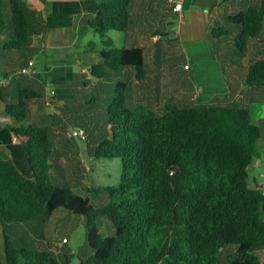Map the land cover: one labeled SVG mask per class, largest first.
<instances>
[{
  "label": "trees",
  "instance_id": "1",
  "mask_svg": "<svg viewBox=\"0 0 264 264\" xmlns=\"http://www.w3.org/2000/svg\"><path fill=\"white\" fill-rule=\"evenodd\" d=\"M94 1L98 10L86 30L103 39L109 31L130 29L132 0ZM228 20L239 27L233 42L247 68L245 85L264 90V0ZM76 21L72 14L48 12L41 33L40 20L24 2L0 0L1 49L24 54L32 38L39 48L46 31L75 30ZM82 30L74 38L83 37ZM230 34L217 26L210 37ZM103 44L90 51L75 45L79 69L73 80L75 98L90 90L104 114L87 101L83 114L75 112V102L45 105L46 71L21 76L14 93L0 85V114L27 146L32 172L25 176L10 158H0V264H72L65 237L62 245L63 238L53 243L38 236L37 243L20 246L5 233L13 224L43 225L60 209L84 220L91 254L78 256V264H263L264 192L251 184L259 183L248 168L264 149V120L237 104L146 99L143 82L141 99L133 100L132 80L147 74L145 48L117 47L109 37ZM85 67L91 78L81 71ZM11 73L5 69L2 76ZM70 128L83 131L91 160H120L116 185L90 186L82 172L66 176L61 159L73 152L58 141ZM90 194L97 196L94 204Z\"/></svg>",
  "mask_w": 264,
  "mask_h": 264
},
{
  "label": "crops",
  "instance_id": "2",
  "mask_svg": "<svg viewBox=\"0 0 264 264\" xmlns=\"http://www.w3.org/2000/svg\"><path fill=\"white\" fill-rule=\"evenodd\" d=\"M21 1L35 12L37 20L39 19L41 22L39 28L41 33L44 32L42 24L44 25V19L48 12L72 14L77 19L75 30L73 28L48 30L44 33L45 39L39 48H37L38 39L35 37L32 38L30 47L26 50L27 53L34 52L43 55L45 59L43 72L46 71L47 82L50 81L48 89L52 96H55L53 97V104L63 108L73 107L78 98H75L77 89L73 80L74 74L79 69L78 60H70L66 55L70 52L71 58H73L72 50H75V45L80 51H90L92 44L97 46L92 39L88 38L94 33L90 29L86 30L85 25L97 13L98 4L94 0ZM261 2L262 0H183L180 19L168 0H132L130 18L133 23L126 33L118 32L124 36L121 41L119 40L120 46H117L115 40L109 37L117 47L132 48L138 46L145 48L147 74L141 81L132 80L133 89L130 98L137 101L141 99L140 95L142 94L139 90L142 82L147 93L146 99L149 95L153 100L161 98L157 90L158 82L163 73L161 68L166 66V61L169 59L172 50L173 57L176 51L184 59L181 67L180 64L177 65L178 69L182 70L180 80L187 89L180 93L181 98L178 100L185 101L191 97L204 104L220 102L245 106V100L256 98V93L253 90L255 88L245 85L247 68L240 63L239 58L236 59L232 56L228 40L233 41V36L239 32V27L231 24L228 19L237 13L244 12L250 6H259ZM171 19L176 21L173 33H171L173 30L170 27ZM217 26L227 27L231 30V34L212 40L210 37L211 29ZM79 28L85 32L83 37L77 40L74 38V33ZM171 34L174 37L173 41L170 39ZM2 36L6 37V32H3ZM5 41L6 38L3 46ZM79 42L81 43L78 44ZM100 49L104 48L98 47L96 50ZM6 52H9V55ZM236 55L238 56L237 52ZM29 60L33 61V68L35 58L31 56L28 58ZM26 61L22 60L20 51H5L0 46V81L5 78L2 76L5 69H12V73L6 77L8 82L5 85L10 90L11 85L15 87L13 91L17 89L21 76L28 77L15 74ZM34 71L38 73V70L34 69ZM242 86L248 88L249 91H245L251 93L252 97H243L242 94H240L242 98L239 97L238 91ZM188 92L189 95L187 96ZM261 99L264 101V98ZM9 123L10 118L0 114V158H10L18 170L27 176V173L32 174L28 160V148L9 130ZM59 144L61 142L58 141Z\"/></svg>",
  "mask_w": 264,
  "mask_h": 264
},
{
  "label": "rangeland",
  "instance_id": "3",
  "mask_svg": "<svg viewBox=\"0 0 264 264\" xmlns=\"http://www.w3.org/2000/svg\"><path fill=\"white\" fill-rule=\"evenodd\" d=\"M171 33L174 32L176 27V21L171 19ZM122 34V33H121ZM118 32L109 31L106 34V37H111L115 40L117 46H120L119 40L121 41L124 36H122ZM5 36H0L1 48H3ZM88 38L97 44L94 49L104 48L103 47V40L107 38H100L98 35L91 34ZM229 38V37H226ZM171 41L174 40L173 34L170 36ZM229 47L232 51V56L236 59H240V56L236 55V46L234 42L228 40ZM79 42L78 44H80ZM173 51V50H172ZM172 51L170 52L169 59L166 61V66L161 68L163 70L162 78L158 82V95L161 98H172V99H180V93L186 91L187 87L185 84L182 83L180 80L182 77V70L178 69V65L182 66V62L184 59L181 57L180 53L174 52V57ZM21 52V51H20ZM77 52V51H76ZM75 50H72V55L70 52L67 53V57L70 60H75ZM9 55V52H6ZM22 60H26V56L30 55L35 58V66L33 69L38 70V72H43L44 68V57L43 55H39L36 53H21ZM11 58L13 56L11 55ZM10 58V59H11ZM9 59V60H10ZM166 59V58H165ZM9 63V62H7ZM175 64V66H174ZM181 72V73H180ZM50 84V81L48 82ZM11 91H13L14 85H11ZM48 88V87H47ZM50 88V87H49ZM245 90L249 91L248 88L240 87L238 91V95L240 97H252L251 93L246 92ZM255 91L256 98L253 100H245V106H247L253 114V118L258 120H264V101L261 98H264V91L259 89H253ZM50 91V90H49ZM15 90L12 92L14 93ZM246 94H245V93ZM236 94V93H233ZM245 94V96H244ZM189 92L187 93V96ZM82 96V97H81ZM81 96L77 98L75 102V112L77 114H83L85 111L84 103H94L92 106H88L89 108H97L99 111L97 114L101 115L104 114V110H102L99 104L102 102H94L90 99L92 96V92L90 90H85L84 96L81 93ZM242 98V97H240ZM258 98V99H257ZM197 102V101H196ZM53 103V101L51 102ZM200 103V102H197ZM87 108V107H86ZM87 108V109H89ZM79 129V128H77ZM69 134H65V139H60L59 143L61 142L62 145L68 147L72 154L69 156L64 155L61 159L63 167L65 169V173L68 178H76L79 172H82L86 175L87 183L90 186H111L116 185L121 171L120 160L118 158H107V159H94L91 160L87 157L86 152V145L83 138L79 137H70ZM249 174L250 177H254L258 183L264 182V149L261 150L260 157L255 158L252 164L249 166ZM27 176H31L30 173H27ZM252 185H258L257 183L254 184V180H251ZM75 193L81 194L82 196H87L83 191H74ZM97 197L95 194H90L89 197L91 198V202L94 204ZM94 197V198H93ZM2 227H0L1 230ZM6 235L9 237L10 241L15 242L20 246H29L28 244L37 243L36 239L38 236L45 237L48 241L56 243L60 241L63 237L67 238L68 242L65 245V248L72 250L74 252L73 262L72 264H78L77 258L78 256L85 257L89 256L90 250L87 247V235H86V228L84 226V220L80 216H76L73 214H69L68 212L60 209L56 211L50 219H48L45 224H35L30 227H25L21 224H13L7 227V231L5 232ZM3 234L0 231V244L3 242Z\"/></svg>",
  "mask_w": 264,
  "mask_h": 264
},
{
  "label": "built area",
  "instance_id": "4",
  "mask_svg": "<svg viewBox=\"0 0 264 264\" xmlns=\"http://www.w3.org/2000/svg\"><path fill=\"white\" fill-rule=\"evenodd\" d=\"M168 3L170 5H172L173 7V10L178 13L179 15V18L181 19L182 15H181V12H182V7H183V0H168ZM33 66V61L32 60H29L27 62V65H25L24 67H21L18 71H16V75H25V76H30L32 74L35 73L34 69L32 68ZM187 67V66H185ZM84 74H86V77L87 78H91L89 72H88V69L85 67V68H82L81 70ZM8 82V79L7 78H3L1 81H0V85H3L5 86ZM53 101V96H52V93L51 91H49V89L47 88L46 89V97H45V105H50L51 102ZM69 136L71 137H79V138H84V135H83V131L82 130H79L77 128H70L69 132H68ZM258 187L264 192V182L262 183H259L258 184ZM67 242V240L65 238H63L61 240V243H59L60 245H62V243H65ZM262 263L264 264V249L262 250Z\"/></svg>",
  "mask_w": 264,
  "mask_h": 264
},
{
  "label": "water",
  "instance_id": "5",
  "mask_svg": "<svg viewBox=\"0 0 264 264\" xmlns=\"http://www.w3.org/2000/svg\"><path fill=\"white\" fill-rule=\"evenodd\" d=\"M32 180H35V178H32Z\"/></svg>",
  "mask_w": 264,
  "mask_h": 264
},
{
  "label": "bare ground",
  "instance_id": "6",
  "mask_svg": "<svg viewBox=\"0 0 264 264\" xmlns=\"http://www.w3.org/2000/svg\"><path fill=\"white\" fill-rule=\"evenodd\" d=\"M16 154V153H15ZM17 154H18V152H17Z\"/></svg>",
  "mask_w": 264,
  "mask_h": 264
}]
</instances>
